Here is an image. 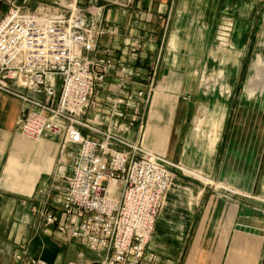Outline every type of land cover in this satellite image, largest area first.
Returning <instances> with one entry per match:
<instances>
[{
    "label": "crops",
    "instance_id": "1",
    "mask_svg": "<svg viewBox=\"0 0 264 264\" xmlns=\"http://www.w3.org/2000/svg\"><path fill=\"white\" fill-rule=\"evenodd\" d=\"M64 3L19 0L32 12ZM79 7L89 22L114 33L98 41L97 57H111L115 68L97 88L86 116L94 130L85 134L101 142V133L112 132L205 182L219 175L217 183L235 198L220 197L178 174L147 256L155 264H264V0H118L115 5L80 0ZM164 46L142 129L137 123L144 122L139 117L147 101L140 98ZM29 108L0 92V264H68L65 244L52 250L45 241L51 243L52 235L59 242L81 243L47 227L38 213L44 207L60 210L75 150L62 149L58 136L23 137L18 124ZM142 130L140 146L135 137ZM36 221L47 228L46 235L37 234ZM23 249L27 257L19 261ZM86 261L81 260L98 262Z\"/></svg>",
    "mask_w": 264,
    "mask_h": 264
},
{
    "label": "built area",
    "instance_id": "2",
    "mask_svg": "<svg viewBox=\"0 0 264 264\" xmlns=\"http://www.w3.org/2000/svg\"><path fill=\"white\" fill-rule=\"evenodd\" d=\"M108 34L114 33L89 22L81 11L31 12L19 0H0V92L32 107L21 114L23 137L58 136L62 149L75 150L60 210L44 207L38 213L45 225L100 255L102 264H155L146 252L172 184L167 163L113 133H101V142L85 134L94 130L86 116L97 88L115 68L111 57L96 55L99 39ZM115 143L129 150L115 151ZM27 253L23 249L17 260Z\"/></svg>",
    "mask_w": 264,
    "mask_h": 264
},
{
    "label": "rangeland",
    "instance_id": "3",
    "mask_svg": "<svg viewBox=\"0 0 264 264\" xmlns=\"http://www.w3.org/2000/svg\"><path fill=\"white\" fill-rule=\"evenodd\" d=\"M66 1H67V3L66 4L64 3L63 4L64 6H61V8H59V6H57V5H61V1L59 3H58V1H57V3L55 2L57 5H50V6L49 5L48 6L42 5L41 8H46V9L51 10V11H56V10L64 11V14H66V12L67 13H71V12L76 13L78 11L83 12V10L79 7V1L80 0H66ZM97 1H103V0H97ZM40 3H39V5H40ZM37 8L38 7H35V10ZM39 9L40 8H38L37 10H39ZM174 11H175V8H174ZM230 23H232V25H229L228 28L230 30H233V27L232 26L234 25V22L233 21H230ZM229 33L231 34V32H229ZM167 39H168V36H166L165 41H167ZM228 42H229V39H228ZM157 54H158V52H157ZM164 54H165V46H164V49H162V52L160 53V60H159V62L156 64V66L154 67L153 71L151 72L152 75H151V79L149 81V85H148V88H147V91H146V96L144 95L143 97L140 98L142 100H146L147 101V104L145 103L144 106H143L145 108L144 109L142 108V112H141L142 115L139 117V121H143V119H142V117H143L144 118V122L142 123V125L140 124V122L137 123L138 124V127L142 126V129H144L143 127L145 125V121H146V118H147L148 113H149V110H150L151 101H152L153 96H154V90H155V87L157 85V81H158V78H159V75H160V72H161V65H162V62H163ZM137 103H139V102H137ZM88 123H89V121H88ZM138 135H139V132H137V136L135 137V139L137 140V138H138L139 141H140L139 144H140V146H142V145H144L143 144V141H142L143 140L142 139L143 130L140 132L139 137H138ZM121 141L122 142H125L126 144H128L130 146L133 145V143H128L124 139H122ZM119 145H121V144H119ZM123 146L126 147V148L128 147V146H125V145H123ZM111 148L113 150H115V151L119 150V152H121L120 149H119L120 147H117V146L114 147V146H112ZM148 149H147V151H150L151 150V149H149V150ZM150 152L152 153V151H150ZM153 153H155V152H153ZM161 159L164 160L167 163L166 166H167L168 171L171 174L172 181L179 174V175L184 176L187 179L188 182L193 183V184H196L197 186H203V188H208V187L212 188L215 191V194L216 195H219L220 197L221 196L222 197L227 196L229 198L235 199L234 197H232V194H231V192L229 190L224 189V188H218V187H216V184H217L218 179H219L218 178L219 175L216 178H214V179H209L210 182H205V181L200 180L198 177H195V176L190 175V174H186L185 171H184L185 168L182 167L178 163H172L170 161L172 159L167 158V157H163V158L161 157ZM170 162L172 164L171 166H170ZM186 170H188L190 172H194L193 169H186ZM245 201H247V200H245ZM46 231H47V228H45L43 225H40L39 224V221H36V232H37V234H40V236L41 235H46V234H44V232H46ZM49 238H53V239H52L51 243H49V244H48V242L45 241L46 248H49V249L51 248L52 250L53 249L55 250L56 249L55 248L56 243H57V245H61L62 243L65 244L64 245V248H65V258H66V256L68 257L67 258L68 264L71 263V262L74 263V264H83L81 262V260L82 261H86V260L87 261H98V262H101L102 263L103 258L101 256H97V254L89 251L82 244L79 245V244L75 243V241L71 240L70 238H65V239L63 238L62 239V242H59L60 240H58V241L57 240H54V236H52V235H49ZM38 239H40V238H38ZM27 250H28V248H27ZM41 262H43V261H41Z\"/></svg>",
    "mask_w": 264,
    "mask_h": 264
},
{
    "label": "bare ground",
    "instance_id": "4",
    "mask_svg": "<svg viewBox=\"0 0 264 264\" xmlns=\"http://www.w3.org/2000/svg\"><path fill=\"white\" fill-rule=\"evenodd\" d=\"M155 91V90H154ZM133 146H137V147H139L138 145H133ZM148 153V152H147ZM149 154H151V153H149ZM151 155H153V156H157V155H154V154H151ZM208 182H210V181H208ZM216 187H218V188H224V189H226L225 187H223L222 185H220L219 183H217L216 184ZM168 193V192H167ZM167 195V194H166ZM166 198V197H165ZM165 201V200H164Z\"/></svg>",
    "mask_w": 264,
    "mask_h": 264
},
{
    "label": "water",
    "instance_id": "5",
    "mask_svg": "<svg viewBox=\"0 0 264 264\" xmlns=\"http://www.w3.org/2000/svg\"><path fill=\"white\" fill-rule=\"evenodd\" d=\"M90 264H102L101 262H93V263H90Z\"/></svg>",
    "mask_w": 264,
    "mask_h": 264
}]
</instances>
